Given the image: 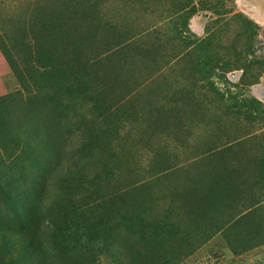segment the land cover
Returning <instances> with one entry per match:
<instances>
[{
  "label": "rangeland",
  "instance_id": "rangeland-1",
  "mask_svg": "<svg viewBox=\"0 0 264 264\" xmlns=\"http://www.w3.org/2000/svg\"><path fill=\"white\" fill-rule=\"evenodd\" d=\"M263 4L0 0V264H264Z\"/></svg>",
  "mask_w": 264,
  "mask_h": 264
},
{
  "label": "crops",
  "instance_id": "crops-1",
  "mask_svg": "<svg viewBox=\"0 0 264 264\" xmlns=\"http://www.w3.org/2000/svg\"><path fill=\"white\" fill-rule=\"evenodd\" d=\"M237 1H238V4L239 3L243 4V2H245V0H237ZM242 11L248 12L246 9H243ZM248 13L252 17V19H254L257 23L262 24V25L264 24V4L261 5V8L259 7V9H256V11H249ZM4 66H5L4 60H0V68H3L2 70H4Z\"/></svg>",
  "mask_w": 264,
  "mask_h": 264
},
{
  "label": "trees",
  "instance_id": "trees-1",
  "mask_svg": "<svg viewBox=\"0 0 264 264\" xmlns=\"http://www.w3.org/2000/svg\"><path fill=\"white\" fill-rule=\"evenodd\" d=\"M0 47H1V45H0ZM5 56V55H4ZM6 58V57H5ZM23 256H25V255H23Z\"/></svg>",
  "mask_w": 264,
  "mask_h": 264
}]
</instances>
